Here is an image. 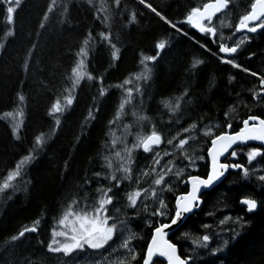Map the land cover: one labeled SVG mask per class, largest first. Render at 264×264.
Returning a JSON list of instances; mask_svg holds the SVG:
<instances>
[{"label": "trees", "instance_id": "16d2710c", "mask_svg": "<svg viewBox=\"0 0 264 264\" xmlns=\"http://www.w3.org/2000/svg\"><path fill=\"white\" fill-rule=\"evenodd\" d=\"M229 1V11L214 19L212 25L217 28V41L222 34L231 45L240 36L235 26L240 16L250 10L252 0ZM208 2L146 0L177 23L180 32L161 21L139 0H119V4L116 0H55L51 11L48 6L52 0H21L11 25L7 23L6 5L0 3V44L4 45L0 48V184L28 155L35 137L42 133L45 139L43 151L34 160L21 164L20 175L11 182L12 187L0 191V264H80L83 258L82 264H97L101 260L98 255L77 252L65 256L47 251V244L52 239L51 230L60 229L58 220L69 205L75 212L89 211L88 205H95L102 195L99 189L109 186L112 192L108 195H116L112 204L106 206L107 214L131 225L134 237L130 242L137 258L133 261L123 255L119 233L101 256L105 259L110 254L112 263L104 260L100 264H119L121 260L123 264H142L157 220L150 215L156 205L150 197L147 212L126 207L125 192L134 187H152V176L151 173L143 176L139 184L121 181L117 189L115 182L105 179L111 174L118 178L122 175L117 169L123 161L116 152L126 157L125 147L130 148L138 136L149 135L153 130L165 139L177 133V139L195 137L185 145L195 165L186 167L180 178L172 173L165 178L171 180L163 192L171 210L176 196L189 189L182 182L189 174L206 177L210 165L206 150L212 136L238 130L242 120L251 115L264 118V101L252 97L253 90L260 89L258 78L220 63L213 55L217 43L183 23L191 8H202ZM46 12L48 19L41 28ZM101 32L109 35L111 43L119 49L117 60L112 59L111 45L101 39ZM89 33L92 38L86 49L88 55L83 59L85 70L93 79L82 80L71 93L74 103L66 106L63 98L69 94L65 90L71 88V69ZM161 39L166 41V48L155 62H147L151 69L149 79L137 80L136 75L143 72L142 56L154 55L155 44ZM235 58L258 76L264 73V29L250 36ZM196 61L203 62L196 64ZM125 79L132 82L123 85ZM117 84L123 87H115ZM102 87L103 96L99 94ZM127 88L133 89L131 97L125 92ZM20 96L24 99L20 100ZM178 97L179 109L170 112L165 103L175 104ZM57 99L65 110L50 116L49 110ZM90 110L94 118L88 116ZM6 112H22L23 116L6 117ZM56 119L60 120L59 125ZM17 121H22L18 139L12 135ZM193 122L197 128L184 133L183 128ZM228 123L231 129L227 128ZM206 128H213L215 133L205 135ZM252 147L260 148L253 144L240 146L235 149L237 157L229 156L226 160L245 165L249 175L245 177L241 169H231L224 182L203 196L201 211L171 235L170 240L179 247L182 257L193 258L191 264H264V181L258 178L264 175V156L249 164L246 153ZM166 149L171 151L172 146L160 145L162 152ZM199 155L205 158L195 159ZM150 156L142 149L133 150L132 163L128 165L133 177L149 165ZM108 162L112 163V169L107 168ZM188 163L176 156L173 173ZM96 172L101 176H95ZM243 198H254L261 206L254 212H246L240 203ZM225 216L231 219L221 225ZM237 218L240 224L234 223ZM37 219L40 224L36 233L11 240ZM233 228L234 232L228 230ZM205 234L211 237L207 247L193 243L195 240L202 243ZM217 247L219 251L213 254L210 249ZM155 264L164 262L157 259Z\"/></svg>", "mask_w": 264, "mask_h": 264}, {"label": "snow or ice", "instance_id": "6c2138e0", "mask_svg": "<svg viewBox=\"0 0 264 264\" xmlns=\"http://www.w3.org/2000/svg\"><path fill=\"white\" fill-rule=\"evenodd\" d=\"M0 3L6 5V15L7 23L11 25L14 21V15L17 9L20 6L21 0H0ZM116 3L119 4V0H116ZM141 5H144L146 8L150 9L161 21L169 25L172 29L180 32L181 28L177 26V23L169 20L161 11H158L156 7H153L151 3H146V0H139ZM55 4V0H52V4L48 6V11L52 10V6ZM229 0H210V2L205 3L203 7H193L190 11L187 12L183 23H186L192 29H195L202 35L208 36L209 40L217 43V50L213 55L217 56L220 63L231 65L233 68L241 69L244 72H250L252 76H258L256 71H251L246 67H242L239 63L236 62V54L241 45L245 41L249 40L248 36H245L243 39L233 42L231 45L225 42L224 36L221 34L217 41V28L212 25L213 17L221 12L222 10L228 7ZM11 13V16H9ZM47 12L44 15L43 20L40 23V27H44V20H47ZM132 19L135 20V13L132 14ZM258 29H264V0H252L250 5V10L247 11L244 15L240 16L238 24L235 26L236 32H246V33H256ZM11 35V32L8 33ZM187 32H184V35H187ZM100 37L102 40L107 41L112 48L111 56L113 60H117L119 49L116 48L115 44L111 43L110 36L101 32ZM91 33L88 34V37L84 40V46L80 47L77 56V62L74 67L71 69V88L66 89L68 95H65L63 98L64 105L71 106L74 103V97L71 94L77 86L81 83L82 80L87 78L92 80L93 76L85 70L84 57L88 55L87 45L89 40H91ZM3 44H0V48H3ZM201 47H205L201 45ZM166 41L164 39L159 40L155 44V54L154 55H144L140 63L143 65V72L136 75L137 80L149 79L151 69L148 67L147 62H155L160 55V53L165 50ZM252 54H250L251 56ZM203 61H196V64H200ZM25 67H27V61H25ZM260 89L253 90L252 97L253 99H259L264 101V73L259 74L258 76ZM132 81L130 79H125L123 85H128ZM121 84L115 85L117 88L123 87ZM139 91V88H137ZM128 97L132 96L133 89H125ZM101 96L105 94V89L102 87L100 89ZM24 97L20 96V100H23ZM165 107L169 109L170 112L175 113L180 107V98L178 97L175 101V104L165 103ZM120 108H124V103L120 104ZM65 110L62 106L61 100L57 99L55 103L52 104L49 115H54L57 113H62ZM98 111V109H97ZM232 111V109H229ZM228 113L226 112L225 115ZM119 115V113H117ZM6 117H22L23 113H12L6 112ZM89 117H93L92 111L88 113ZM94 118V117H93ZM144 119V117H141ZM251 122V123H250ZM22 121H17L12 128V135L19 138V129ZM56 125L60 124V120L56 119ZM242 126L236 131H221L219 134L212 136L210 140V146L206 150V155L210 158V170L207 172L206 177H201L200 175L189 174L186 178V182L190 185V188L184 193L176 196L175 204L173 209H169L168 205L165 203L163 198V192L168 185L171 183V180L166 181V176L172 173L175 177H182L186 167H193L195 165V160L188 155V149L185 148V145L189 144V139H195L194 136H189L185 138L177 139L179 133L174 136H171L165 139L158 131L153 130L149 135L138 136L135 143L131 147H125L124 151L126 152V157H121L120 152H116V156L120 157L123 163L120 164L117 169L122 175L118 178L117 175L111 174L110 176L105 177L109 181L115 182V187L120 188L121 181H131L133 184H139L140 179L143 176H148L151 173V185L149 188H140L134 187L131 191H126V207H130L134 210H143L148 211L147 200L149 197L153 198V203L156 205L152 209L150 215L157 218L154 222L155 226L151 234L150 242L146 245V252L142 257V264H155L154 257L163 258L166 261V264H189L193 259L191 256L181 258L178 254L177 245L171 240L168 239L169 232L172 226L178 225V222H183L186 218V214L192 213L195 208H198L199 205L203 202L201 198V190L211 188L217 181L225 175L229 169H241L245 177L249 175V169L241 163H228L221 162V157L225 156L228 153L231 157H237V151L233 149V145L236 144H245L248 141H258L260 144L264 145V118H261L257 115H251L248 118L242 120ZM197 128L196 123H191L188 127L183 128L184 133H189ZM227 128L231 129V123L227 124ZM204 134L211 136V129L206 128ZM175 141V143H174ZM113 144L116 143L115 140L112 141ZM166 144L172 146V150H160V145ZM45 146L44 135L41 133L35 137L34 145L29 149L28 155L25 156L20 163L17 164L14 170L8 172L7 177L4 179V182L0 184V191L12 187L11 182L15 180L20 175V166L26 161L34 160ZM191 145H189V148ZM142 149L143 153H150L149 165L141 170L135 177L132 175V168L129 167L132 163V152L134 149ZM230 149H233L229 152ZM176 156L183 157L187 159L189 163L184 167L177 168L173 173L174 167V158ZM264 156V150L258 147L250 148L247 153V162L251 164L258 157ZM168 157V159H164ZM204 155H199L195 159L203 160ZM164 161L163 164L161 161ZM107 168L112 169V163H107ZM95 176H101L100 172H96ZM259 180L264 181V175H260ZM158 186V187H157ZM102 192V195L99 197L95 205H88L90 208L89 211L75 212L72 210L71 205H69L68 211H66L62 218L58 220V225L61 230H56L53 228L51 230L52 239L47 244V251L53 253H63L65 256L70 255L76 250H84L85 247L92 250H99L105 247L113 239L114 233L117 230L118 223L122 228H126L127 225L120 217H113L107 214V205L112 204L113 195H108L112 192V187L109 186L107 189H99ZM168 190H171L170 188ZM143 196V199L141 197ZM139 201V209H137ZM240 203L245 206L246 212H254L259 206L258 201L254 198H243L240 200ZM231 217L225 216L220 220V224L223 225L226 220H230ZM112 220L111 223L109 221ZM240 224V218H237L234 222ZM40 221L37 219L31 227H24L19 231L18 235H13L11 237L12 241H16L20 237H24L26 233L32 232L36 233L38 231V225ZM205 228L208 227L207 224L204 225ZM230 231H235V229H228ZM185 235H188L185 233ZM61 237L63 239H57ZM134 237V234L129 233L127 238H124L120 243L119 247L127 250L130 253L131 260H136L137 256L133 249L129 246L130 239ZM202 243L200 240H195L193 243L201 247H207L208 242L211 237L207 234L202 236ZM227 241H225L226 243ZM210 251L215 254L219 251V248L210 249ZM100 264V262H97ZM123 264V260L119 262Z\"/></svg>", "mask_w": 264, "mask_h": 264}, {"label": "water", "instance_id": "95a60500", "mask_svg": "<svg viewBox=\"0 0 264 264\" xmlns=\"http://www.w3.org/2000/svg\"><path fill=\"white\" fill-rule=\"evenodd\" d=\"M227 8H228V7H227ZM227 8L224 9V10H222L221 12L217 13L215 16H217V15H219V14H222V13L226 12ZM215 16H214V17H215ZM214 17H213V18H214ZM259 31H260V29H258V31H257L256 33H250V34H251V35H255V34H257ZM240 33H244V32H240ZM250 123H251V122H250ZM251 144H253V145H257V146H259L260 148H264V145L260 144V142H258V141H248V142L245 143V144H239V143H238V144H236V145H233V149L235 150V149L238 148L239 146H248V145H251ZM233 149H230L229 152H231ZM229 156H230V155H229L228 153H226L225 156L221 157V162H225V160H226ZM209 162H210V158H209ZM209 170H210V165H209ZM229 171H230V169H229V170L225 173V175H224L223 177H221V179H220L219 181H217V182H216L211 188H209V189H202V190H201V198H202V196H203L205 193L210 192V191H212L214 188H216L217 186H219V185L225 180V178L227 177ZM189 187H190V185H189ZM202 201H203V199H202ZM203 203H204V202H202V203L199 205L198 208H195L194 211H193L192 213L186 214V218L184 219L183 222H178V225H174V226H172V228H171L170 230H167V231L169 232V236H168V239H169V240H170L171 235H173V233H175V232L178 231L180 228H182V227L184 226V224L187 222V220H188L191 216H193V215H195L196 213H198V212L201 211V209H202V207H203ZM177 249H178V254H179V255L181 256V258L183 259L184 257H182V255H181V253H180V250H179V247H178V246H177ZM157 259H159L160 261L164 262V264H166V261H164L163 258H159V257H154V262H155ZM189 264H190V262H189Z\"/></svg>", "mask_w": 264, "mask_h": 264}, {"label": "rangeland", "instance_id": "374dc122", "mask_svg": "<svg viewBox=\"0 0 264 264\" xmlns=\"http://www.w3.org/2000/svg\"><path fill=\"white\" fill-rule=\"evenodd\" d=\"M255 77V76H254ZM211 129V134H213V133H215V131L213 130V128H210ZM164 195V194H163ZM150 198V197H149ZM149 198H148V200H149ZM163 198H164V196H163ZM141 199H143V196L141 197ZM148 200H147V203H148ZM138 204H139V201H138ZM140 207V206H139ZM124 222H126V220H123ZM112 221L110 220L109 221V223H111ZM126 225H127V227L126 228H122L121 227V225L118 223V227H117V230H116V232L114 233L115 235L117 234V235H119V233H120V235H121V240H120V243L122 242V240L124 239V238H127L128 236H129V233H133V231H132V228H131V225H129V224H127V223H125ZM59 230H61V229H58V231ZM115 237V236H114ZM113 237V238H114ZM57 239H63V238H61V237H57ZM113 240V239H112ZM111 240V241H112ZM111 241H109V243L107 244V245H105V247L104 248H102V249H99V250H92V249H88L87 247H85V249L84 250H76V251H74L73 253H71V254H74V253H77V252H87L88 254H91V253H93V254H95V256L96 255H98L100 258H101V260H97V262H100V263H102V262H104V260H107V261H110L111 263H112V260L110 259V254L109 255H106V257H105V259L103 258V257H101L102 255H105L104 254V250L105 249H107V246L108 245H110V243H111ZM130 241H131V239H130ZM129 246L132 248V242H129ZM123 249V248H122ZM125 252H123V255H125L126 254V258H130V253H128L127 252V250H125V249H123ZM128 254H127V253ZM74 255H76V254H74ZM125 258V257H124ZM83 260H85V258H83ZM83 260H81V262L83 261ZM81 262H79L80 264H82ZM84 262V261H83ZM116 264V263H115Z\"/></svg>", "mask_w": 264, "mask_h": 264}, {"label": "flooded vegetation", "instance_id": "af4514ba", "mask_svg": "<svg viewBox=\"0 0 264 264\" xmlns=\"http://www.w3.org/2000/svg\"><path fill=\"white\" fill-rule=\"evenodd\" d=\"M230 4H231V2H230ZM229 9H230V6H229V8H228V10H227V12L229 11ZM224 15V14H223ZM223 15H221V16H223ZM221 16H218V17H216V18H214V19H217V18H219V17H221ZM214 19L212 20V21H214ZM260 32V31H259ZM197 34H200V33H198V32H196ZM236 34L237 35H240L237 39L238 40H240V39H243L245 36H248V37H250V36H255V35H251L250 33H242V34H240L239 32H236ZM248 41V40H247ZM247 41H245V42H247ZM243 45V44H242Z\"/></svg>", "mask_w": 264, "mask_h": 264}, {"label": "bare ground", "instance_id": "6f19581e", "mask_svg": "<svg viewBox=\"0 0 264 264\" xmlns=\"http://www.w3.org/2000/svg\"><path fill=\"white\" fill-rule=\"evenodd\" d=\"M229 6H230V1H229V4H228V8H229ZM228 8H227V10H228ZM227 10H226V12H227ZM226 12H224V13H222V14H219V15L215 16L214 18H216V17H218V16H221V15L225 14ZM214 18H213V19H214ZM193 30H194L195 32H198V31H196L195 29H193ZM198 33H199V32H198ZM239 33H240V32H239ZM244 33H245V32H244ZM240 34H242V33H240ZM247 73H248L249 75H251L250 72H247ZM255 77L258 78V76H255ZM46 113H47V112H46ZM236 149H237V148H236ZM261 149H263V148H261ZM208 159H209V158H208ZM227 159H228V158H227ZM227 159H226V160H227ZM226 160H225V162H226ZM230 170H231V169H230ZM229 172H230V171H229ZM225 179H226V178H225ZM223 182H224V181H223ZM187 185H188V184H187ZM217 187H218V186H217ZM217 187H216V188H217ZM188 188H190L189 185H188ZM214 189H215V188H214ZM210 192H211V191H210ZM207 193H209V192H207ZM205 194H206V193H205ZM205 194H204V195H205ZM204 195H203V196H204ZM203 196H202V199H203ZM120 198H121V197H120ZM176 232H177V231H176ZM176 232H175V233H176ZM28 233H32V232H28ZM173 234H174V233H173ZM117 264H118V263H117ZM190 264H191V261H190Z\"/></svg>", "mask_w": 264, "mask_h": 264}]
</instances>
